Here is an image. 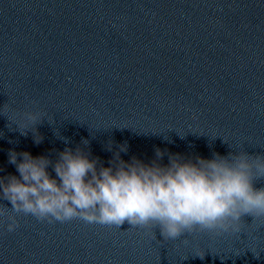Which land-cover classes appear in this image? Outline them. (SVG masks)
Returning <instances> with one entry per match:
<instances>
[{
    "label": "clouds",
    "instance_id": "obj_1",
    "mask_svg": "<svg viewBox=\"0 0 264 264\" xmlns=\"http://www.w3.org/2000/svg\"><path fill=\"white\" fill-rule=\"evenodd\" d=\"M22 119L34 130L21 134L31 130L34 143H42L35 127L42 114L26 111ZM113 143L106 148L112 153L108 166L92 155L86 139L83 146L58 151L54 160L9 150L8 163L18 175L0 176V198L11 204L0 206L7 230L14 231L16 216L23 214L49 222L80 218L89 224L154 225L165 240H175L196 227L237 230L243 215H264V188L254 187V180L264 177V158L230 153L206 159L156 147L150 161L135 155L125 161L121 153L129 146L125 142L113 148Z\"/></svg>",
    "mask_w": 264,
    "mask_h": 264
}]
</instances>
